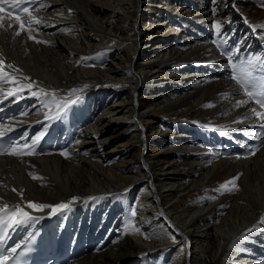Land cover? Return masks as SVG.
I'll return each instance as SVG.
<instances>
[{"label":"bare ground","instance_id":"obj_1","mask_svg":"<svg viewBox=\"0 0 264 264\" xmlns=\"http://www.w3.org/2000/svg\"><path fill=\"white\" fill-rule=\"evenodd\" d=\"M35 6L34 40L15 36L19 24L0 13V99L22 89L12 102L26 103L0 127L36 124L35 137H53L51 125H79L67 157L0 155V208L40 217L31 228L51 220L108 240L69 264H264V143L238 157L221 155L215 140L259 120L226 68L238 53L251 65L260 59L264 0ZM41 89L46 97L31 95ZM65 103L60 119L45 121ZM237 176V190L219 191ZM73 196L55 215L26 207Z\"/></svg>","mask_w":264,"mask_h":264},{"label":"snow or ice","instance_id":"obj_2","mask_svg":"<svg viewBox=\"0 0 264 264\" xmlns=\"http://www.w3.org/2000/svg\"><path fill=\"white\" fill-rule=\"evenodd\" d=\"M35 3H36V0H0V12H3L5 5L8 4L10 9L17 11L18 13L15 16H13V13L11 10L6 13L8 17H10L13 21L19 24V30L15 31L14 33L15 36H20L22 32H26L28 35V39L30 40L35 39V37L32 35V32L36 30L34 28V25L40 24V20L34 17L31 11ZM23 5H27V6H23ZM41 7H43V5H41ZM0 27H3V18H0ZM12 27H13L12 23H9L7 25V29H11ZM216 27L219 29L220 25L217 24ZM35 42L38 44L47 43L46 41H40V40H35ZM7 67H12V66L7 65ZM3 68H4V62L2 59H0V76L6 75L3 72ZM231 78L235 80L238 84H240L242 88L245 87L246 80L244 76L234 74L232 75ZM25 79H28V78L25 77ZM22 87H26L30 89L32 85L27 84V85H23ZM20 90L22 89L9 90L5 94V98L15 96L17 100L20 99V96L18 94ZM31 95L33 96L43 95L45 97L47 96V94L44 93L43 89H41L40 92H32ZM246 95L248 96L249 99L255 98L256 103L260 106V108L264 109V91H246ZM80 99H82V97H77V99L75 101H72V103H77L79 102ZM247 102L248 101L246 100L238 101L236 104V107H240L244 104H247ZM58 109L59 110L52 115L45 114V121H52V120L60 119L67 109V103H65L64 105H58ZM251 114L257 117L260 121H264V111H257L256 108H252ZM45 134H46L45 132H41L39 135H37L35 138L31 140V144L24 143L22 147L12 148L7 154L13 155V156L33 155L35 153V150L38 144L41 142ZM3 135H4V131H0V137H2ZM261 136H264V134H258L256 138L260 139ZM77 143H79V141H77ZM262 143H264V140H262ZM255 151L256 149L254 148L249 149V152L252 154H254ZM60 155L67 157L69 154L68 152L61 151ZM29 175H32V174L29 173ZM36 178L37 177L33 176V179H36ZM238 178L239 177L237 176L235 178H232L229 181L224 182V184L221 185L219 191L224 192V191L237 190L236 180ZM229 185H231V187H229ZM13 191H16V190L13 189ZM77 199L78 197L73 196L71 199V202L69 203L62 202V203H58L55 205L28 201L26 204V207L28 209H32L37 212H42L45 209L50 208L51 211L49 215H55L57 213H61L62 211L70 210L71 203L75 202ZM90 199H94V198H90ZM0 214H2L0 215V229H2L5 233H7L10 229H13L20 225L28 224L29 222L40 218V217L31 215L28 211H25V209L21 207L20 205H15L14 210L12 211H9L8 205H4V207L0 208ZM132 214L135 215V212H133ZM19 247L20 245L17 244L16 247L10 250V252L15 253ZM10 258H11L10 255L0 256V264H7Z\"/></svg>","mask_w":264,"mask_h":264}]
</instances>
